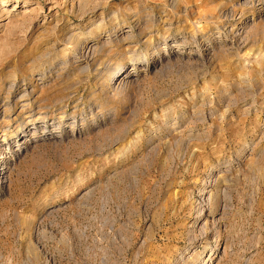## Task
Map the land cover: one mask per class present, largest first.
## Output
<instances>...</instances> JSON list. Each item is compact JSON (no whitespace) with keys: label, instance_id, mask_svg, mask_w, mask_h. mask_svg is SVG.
Segmentation results:
<instances>
[{"label":"rangeland","instance_id":"obj_1","mask_svg":"<svg viewBox=\"0 0 264 264\" xmlns=\"http://www.w3.org/2000/svg\"><path fill=\"white\" fill-rule=\"evenodd\" d=\"M0 168V264H264V0H0Z\"/></svg>","mask_w":264,"mask_h":264},{"label":"bare ground","instance_id":"obj_2","mask_svg":"<svg viewBox=\"0 0 264 264\" xmlns=\"http://www.w3.org/2000/svg\"><path fill=\"white\" fill-rule=\"evenodd\" d=\"M7 138V136L5 135V139ZM0 169H4V168H0ZM2 171V170H0ZM1 173V172H0ZM208 192V190L204 191V193Z\"/></svg>","mask_w":264,"mask_h":264}]
</instances>
